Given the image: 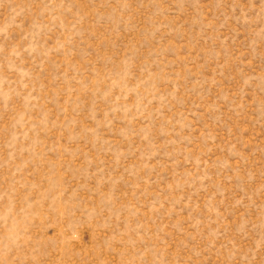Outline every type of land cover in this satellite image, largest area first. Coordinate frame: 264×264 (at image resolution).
Masks as SVG:
<instances>
[{"label": "rangeland", "instance_id": "1", "mask_svg": "<svg viewBox=\"0 0 264 264\" xmlns=\"http://www.w3.org/2000/svg\"><path fill=\"white\" fill-rule=\"evenodd\" d=\"M0 264H264V0H0Z\"/></svg>", "mask_w": 264, "mask_h": 264}]
</instances>
